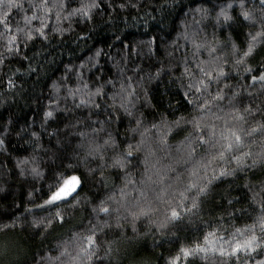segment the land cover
Wrapping results in <instances>:
<instances>
[{
    "label": "trees",
    "instance_id": "1",
    "mask_svg": "<svg viewBox=\"0 0 264 264\" xmlns=\"http://www.w3.org/2000/svg\"><path fill=\"white\" fill-rule=\"evenodd\" d=\"M18 2L22 8L0 6V14L9 13V35L18 37L20 49L8 52L4 47L7 37L0 35V264H61L66 258L56 257L65 246L74 250V234H84L91 227L90 220L97 222L92 213L94 204L107 195L119 198L126 183L123 172L100 169L98 158L88 157L87 167L80 163L90 143L103 144L109 136L118 150L128 144L139 147L126 169L128 179L135 183L128 184L125 191L133 199L134 189L142 187L146 167L148 175L160 169L159 176L165 179L163 184L148 183L147 200L140 204L148 207L150 202L153 211L136 221L135 230L129 217L121 219V226L110 221L112 226L98 233L103 242L99 251L102 259L95 264H170L181 247L202 243L213 228L227 237L253 223L264 202L262 164L214 180L198 208L183 211L178 220L165 219L170 216L169 207L179 203L178 191L183 186L174 178L183 173L182 180H186L187 170L207 155L209 146H200L197 141L196 153L188 160V142L197 134L193 118L222 129L225 120L216 116L224 117L231 111L228 101L233 92L237 93L232 100L237 108L264 110L260 85L252 84L249 73L234 70L232 44L246 47L248 33L259 30L258 25H250L240 16L241 0H97L99 6L91 9L89 16L69 13L91 0H65L61 17L68 19L58 21L59 9H52L44 21L47 37L37 36L26 44L17 27H38L40 19L26 24L25 17H32L33 12L41 17L43 13L32 7L40 0ZM48 2L51 5L54 0ZM229 3L232 21L218 23L217 14ZM243 4L246 9L259 8L258 0H243ZM255 14L260 16L258 11ZM4 31L0 25V33ZM193 41L205 45L195 56ZM208 47L216 51L210 55ZM214 57L220 58L228 79L212 82L208 91L215 95L222 90L226 98L213 101L202 112L199 105L211 97L195 89L188 91L190 77L184 68L188 64L199 77L196 64ZM248 66L254 74L264 71V45L257 46ZM49 111L50 117L45 115ZM261 118L255 112L243 126H254ZM251 151H262L258 137ZM113 155L108 149L105 160ZM89 167L96 172L90 174ZM224 167L235 165L225 163ZM60 172H75L83 178L81 203L62 205L59 210L65 222L49 225L47 221L57 209L37 205H42L54 189ZM168 185L172 187L167 188L164 202L157 200L156 193ZM254 193L259 194L253 199ZM184 203L191 207L190 200ZM162 223L164 227H160ZM105 248H111L107 255ZM253 255L255 260L261 259L264 248ZM255 260L242 256L239 264H255ZM223 261L209 254L207 260L190 257L187 264ZM226 264H237V260Z\"/></svg>",
    "mask_w": 264,
    "mask_h": 264
},
{
    "label": "snow or ice",
    "instance_id": "2",
    "mask_svg": "<svg viewBox=\"0 0 264 264\" xmlns=\"http://www.w3.org/2000/svg\"><path fill=\"white\" fill-rule=\"evenodd\" d=\"M258 9H246L241 0V11L240 16L250 25H258L259 30L248 33L247 45L244 48H237L235 44H232V56L234 70H241L243 72L249 73V77L252 84H259L264 94V71L257 70V73H253V69L248 66V58H250L257 49L258 45H264V0H258ZM0 6H3L7 10L22 8V4L18 0H0ZM97 0H91V3L81 5V8L74 9L69 13V16L75 15L76 13H82L84 16H89L90 10L98 7ZM33 8L39 9L43 15L37 17L36 13L33 12L32 17H25L26 24H30L31 20L40 19L41 23L38 27H27L21 28L17 27V32L22 33V42L27 43L33 40L35 37L46 38L47 33L45 28L48 27L44 21L48 18V13L52 9L58 8L56 12V18L68 19V16L61 17V12L66 7L65 0H59L57 4L54 2L50 5L48 0H40V3L32 5ZM232 8V4L229 3L225 8H222L217 14V22L227 24L232 21L233 17L229 14L228 9ZM4 11L0 14V25L4 28V35L7 37V43L4 45L8 52H19V47L16 44L18 37L15 34L9 35L11 33V27L9 24V13ZM260 13L257 17L256 12ZM57 31H63V29H56ZM187 38V36L185 37ZM194 48L193 56L197 52L205 47L204 44H197L193 41ZM215 47H208V52H215ZM219 57H214L212 61L199 62L196 64V71L200 73L199 77H195L193 74V68L188 64H185L184 72L190 77V82L187 85L188 91L191 92L195 89L196 93L207 94L211 97L210 100L205 99L203 103L199 105L201 111H206L208 105L213 101H223L226 96L222 90H217L215 95H212L208 89L211 87L212 82H218L221 80L228 79V74L225 72L223 64L218 62ZM207 65V66H205ZM11 81L9 84L11 85ZM100 89H97V94ZM237 96L236 92L232 93V98L229 99L228 103L231 107V111L225 113L224 117L216 116L217 120L224 119L225 124L222 129L217 130L215 125L203 124L200 119L193 118L191 121L194 130L196 131V136L192 140H189L188 149V160H191L196 153V142H199L200 146L208 145L206 149L207 155L201 156L199 160H196L193 166L187 170V179L182 180L183 173H178L174 180L181 183L183 186L178 191L179 203L176 206H170L169 212L170 216H167L166 221L178 220L181 217L183 211H190L191 209H196L202 202V198H206L210 186L214 180L220 179L225 176H233L237 171H244L255 167L257 164L264 165V110L252 109L250 107H243L241 110L237 108L232 100ZM199 98V97H197ZM81 103H86V101L81 100ZM121 107H125L122 103ZM125 111L127 108L125 107ZM255 112L261 114L260 120L254 121V126H249L245 128L243 123H247V117L253 116ZM131 114V113H129ZM46 116H52V112H46ZM215 115V113H213ZM240 122V123H232ZM177 125L180 121H175ZM83 136L84 134L81 133ZM192 134L190 133L189 136ZM261 140L262 151L253 153L251 151V145L256 143V138ZM186 139H188L186 137ZM108 149H112L114 155L110 160H105ZM133 151H139V147H135L132 144H128L123 150H118L115 140L109 136L108 139L104 140L103 144L90 143L89 147L84 155L80 159V163H83L86 167L89 164L88 157H92L94 160L99 159L102 163L98 165L100 169L103 168H113L118 169L119 172L124 173L126 178L125 188L128 184H134L135 182L128 179L129 173L126 171L128 165L130 164V157L133 155ZM249 160L251 163H249ZM147 163V161H145ZM187 162V161H186ZM229 165L234 164L235 167H224V164ZM69 168L72 167L71 164L68 165ZM35 172L36 170L33 169ZM149 169L145 168V179L140 181L142 187L134 189L136 192V197L133 199L131 193L125 191V188L120 189V196L117 198L115 194L107 195L103 199H100L98 203L94 204L92 207V213L95 216L96 223L90 220L91 227L85 229L84 234H74L75 237V248L73 251H69V248L65 246L63 250L56 257L59 260L61 257H65L61 264H95V261L101 260L99 251L103 248V242L100 240L98 233L103 232L105 227L110 228L112 225L110 221H115L116 226H121V219L127 220L131 217V223L133 229L135 230L136 221L142 216H148L153 209L150 206H141L140 202L142 200H147V186L148 183H159L163 184L165 177L159 176L158 179L153 180L151 175H148ZM88 172L93 174L96 169L89 167ZM211 173V175H209ZM38 174V173H37ZM101 176H103V171H101ZM264 185V182H262ZM83 186V178L77 175L75 172L66 173L60 172L56 179V186L54 189H50L47 194V198L44 200L43 205H37V207L43 208L44 206H49L50 208H55L57 211L55 215L52 216L47 223L52 224L53 221H58L60 224L65 222L64 216L59 210L62 205L65 204H79L81 203V197L79 190ZM172 187L168 185L166 188H161L159 192L156 193V199L164 202V196L167 193V188ZM155 191V190H154ZM261 191H264V186H262ZM259 193H254L255 195ZM86 199V198H84ZM191 202V207L185 204V201ZM111 202V203H109ZM116 205V206H113ZM127 213V216L122 214V211ZM165 224H161L160 227H164ZM220 226H218L219 228ZM259 229V233H257ZM264 248V202L261 203V214L253 221L251 225H245L243 229L237 228L233 232L229 233L227 237L218 234L217 228H213L211 231L207 232L203 236V242L197 241L191 246L181 247L179 252L173 256L170 260V264H187L190 257L201 256L202 259L207 260L209 254L213 257L224 258L223 264L226 261L235 258L237 264H239L240 258L242 256L250 257L255 260L253 254H259V250ZM105 254L111 252V248L104 249ZM247 264V262H246ZM255 264H264V257L259 260H255Z\"/></svg>",
    "mask_w": 264,
    "mask_h": 264
},
{
    "label": "rangeland",
    "instance_id": "3",
    "mask_svg": "<svg viewBox=\"0 0 264 264\" xmlns=\"http://www.w3.org/2000/svg\"><path fill=\"white\" fill-rule=\"evenodd\" d=\"M165 167H167L166 165H165ZM168 168V167H167ZM167 170V169H166ZM159 171H161L160 169H157V170H155V173L154 174H151L152 175V177H154L155 178V180H157L158 179V177H157V173L160 175V172ZM155 175V176H154ZM153 179V178H152ZM150 184H154V183H151L150 182ZM44 204V203H43ZM42 204V205H43ZM44 207H47V206H44Z\"/></svg>",
    "mask_w": 264,
    "mask_h": 264
}]
</instances>
